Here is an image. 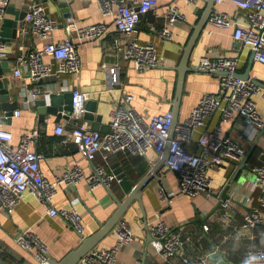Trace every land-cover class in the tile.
Masks as SVG:
<instances>
[{
  "label": "crops",
  "instance_id": "0c3cea01",
  "mask_svg": "<svg viewBox=\"0 0 264 264\" xmlns=\"http://www.w3.org/2000/svg\"><path fill=\"white\" fill-rule=\"evenodd\" d=\"M34 2H41L48 14L59 22L52 32L53 40L72 39L79 55L80 70L35 82L27 79L24 69L22 77H14L12 70L18 54L38 47L35 37L28 31L25 18L18 21L17 36L6 42L9 57L2 61L10 70L1 77L5 87L10 90L7 103L11 105L14 96H17V107L6 111L0 103V124L12 133L14 145L19 143L24 133L39 130V137L31 149L40 155L39 166L48 181H55L75 164L80 167L84 177L76 183L57 184L52 205L56 209L78 212L84 226L83 235L88 238L107 226L118 209V202L126 199L160 157L154 150H149L146 155L118 151L110 153L107 158L99 152L90 162L81 156L77 146L62 142V136L55 133L56 125L61 124L65 129L85 126L105 133L110 129L112 112L124 103L126 95L132 96L130 105L145 120L154 114L173 112L177 67L184 47L205 13L207 1L189 4L184 0H157V8L140 18L136 36L141 42L153 43L166 61L158 67L143 70L135 69L129 61H120V83L116 85L109 84L105 68L116 61L110 46L119 32L112 17L102 16L96 0H9L5 7L13 5L16 11L27 12ZM171 5L185 14V20L171 27V40L163 41L157 32L164 25ZM215 9L242 25L250 24L251 10L232 1L214 2L211 11ZM68 17H73L78 27L103 22L106 31L100 38L81 39L74 31L68 30ZM3 18L13 19L14 15L5 9ZM208 19L191 49L189 70L177 113L178 122L187 117L200 97L217 92L219 74L199 71L195 66L201 57L213 59L218 56L237 58V73L243 78L250 77L262 88L253 99L264 119V64L254 59L248 47L233 39V28L213 27ZM43 59L46 62L54 61L50 55H44ZM74 88L87 93L86 104L89 101L93 103L91 118H86L84 113L79 117L70 113L59 121H55V116L51 114H46L44 120H40L34 105L36 99L56 93L60 95L62 104V100ZM28 89L38 91L36 99L30 96ZM15 110H20V114L15 115ZM242 124L239 115L228 123H221L220 111L216 110L202 128L193 130L187 145L189 152L210 158L212 154L205 153L197 145V139L201 132H213L217 127L245 150L240 160L225 157L221 164L208 169L207 175L212 179L209 190L194 197L178 194L170 201L164 199L160 194L161 186L167 190L178 188L177 174L165 165L155 172L157 178L143 184L141 200H133L122 216L133 232V239L119 251L117 264H183L179 256L165 261L154 250L148 224L155 222L158 215L169 228L181 233L183 253L192 258H206L207 264H212L216 257L227 264H238L248 250L264 247V226L258 225L252 229L242 227L243 214L258 206V191L251 189L254 179L252 169L254 166H264V126L255 140L250 142L238 138ZM94 166L103 167V177L111 176L112 179L92 188L86 177L93 173ZM247 197L252 198L250 203H246ZM225 200L231 202L226 208L222 205ZM224 214L230 215L229 221L223 220ZM117 222L105 230L89 251L110 248L114 244ZM27 228L48 246L51 260L61 261L83 243L80 234L66 220L60 216H48L43 203L27 192L17 206L0 213V264H37L32 253L15 242L18 232Z\"/></svg>",
  "mask_w": 264,
  "mask_h": 264
},
{
  "label": "built area",
  "instance_id": "2783aa9c",
  "mask_svg": "<svg viewBox=\"0 0 264 264\" xmlns=\"http://www.w3.org/2000/svg\"><path fill=\"white\" fill-rule=\"evenodd\" d=\"M184 1L194 4L199 0ZM220 1L223 0H214V2ZM229 1L251 10L250 24L242 25L228 14L216 9L210 13L209 24L220 29L233 28V39L242 46L248 47L254 59L264 64V0ZM8 2L9 0L0 2V18L3 17L4 7ZM96 2L102 16L112 17L119 32V36L110 46L116 61L105 68L110 85L120 83V61L131 62L138 70L164 64L166 60L159 55L155 45L150 42H141L136 36L140 18L157 8V0H96ZM24 18L28 24V31L35 37L38 47L18 54L12 70L13 76L22 77L24 69L27 72V79L35 82L49 76L78 73L80 59L76 45L70 37L60 41L52 39V32L57 29L59 22L48 14L46 7L41 2H34ZM181 20H185V14L177 7L169 6L166 21L157 32L158 37L163 41L171 40V27ZM66 23L68 30L74 31L81 39L100 38L106 31L103 22L78 27L73 17H68ZM44 55H50L54 61H44ZM8 57L7 44L0 41V62ZM237 66L238 59L232 57L198 59L195 67L199 71L221 73L219 87L216 93L200 97L187 117L174 126L166 168L177 173L178 188L167 190L161 186L160 194L164 199L170 201L178 194L194 197L209 190L212 179L207 175L208 169L221 164L225 157L240 160L244 155L243 147L229 135L222 134L220 127L213 132H201L197 139V145L205 153L212 154L210 158L187 150L193 130L202 128L206 119L214 111H220L221 123L232 121L236 115L242 118V129L238 133L240 140L254 141L264 126V119L253 99L254 95L262 91V88L250 77L245 79L236 75ZM27 92L33 99L37 98L36 89H28ZM71 92V114L79 117L85 112L88 95L78 88L72 89ZM131 100L132 96L126 95L124 103L112 112L110 129L105 133L90 130L85 126L65 129L61 124L56 125L55 133L62 136V142L76 144L81 156L90 162L99 152L107 158L110 153L118 151L146 155L149 150H154L161 157L172 126V112L154 114L145 120L132 108ZM14 114L19 115L20 110H15ZM38 137L39 130L33 129L24 133L19 143L14 145L12 133L0 124V213L17 206L23 196L30 192L43 203L48 216L62 217L77 233L83 234L81 215L76 211L56 209L52 205V197L57 184L76 183L84 177V174L75 164L65 170L55 181H48L39 166L40 155L31 149V145ZM252 172L254 179L251 189L258 191V206L243 214L242 227L246 229H252L264 223V166H254ZM103 174V167L94 166L93 173L87 176L86 180L93 188L99 183H106V180L112 179L111 176L103 177ZM251 201L252 198L247 197L246 203ZM229 204H231L229 200L222 202L225 208ZM223 220L229 221L230 215L224 214ZM148 229L152 237L151 244L163 260L170 261L179 256L183 264H207L206 258H192L183 253L181 233L169 228L159 215L155 222L148 224ZM115 236V242L110 248L92 249L76 264H117L119 251L133 239V232L125 219L118 220ZM15 242L22 249L32 253L37 264H51L48 246L31 229L20 230L15 237ZM250 254L259 258L258 264H264V248L248 250L238 264H245Z\"/></svg>",
  "mask_w": 264,
  "mask_h": 264
},
{
  "label": "water",
  "instance_id": "95a60500",
  "mask_svg": "<svg viewBox=\"0 0 264 264\" xmlns=\"http://www.w3.org/2000/svg\"><path fill=\"white\" fill-rule=\"evenodd\" d=\"M60 2H62V0H60ZM213 3H214V0H207V6H206L205 13L201 17L198 25L195 26L194 33L192 34L187 45L184 47V53L180 60L179 66L177 67L178 79H177V85H176L175 95L173 99L172 126L169 131L166 147L164 149L163 154L160 157L159 162L154 164L151 167V170L143 177L141 182L137 184L130 193H128V196L126 197L124 201L118 202L117 211L113 214L107 226L102 231L88 238L84 237L83 234H80V237L83 240V243L81 244V246L78 249L68 253L61 261L52 260L51 264H76L79 261V259L89 251V249L94 245L97 239L105 232V230L106 229L108 230L119 219L122 218L125 210L127 209L129 204L133 200H138V201L141 200V187L143 186V184L153 178H157V175H155V172L159 170L162 166L164 165L166 166V160L169 155V144L174 135V126L178 122L177 113H178L182 95H183V86L185 82L186 73L189 70L188 61H189L191 49L193 47V44L196 41L197 36L203 29V26L207 22V19L209 18V15L213 8ZM5 9L7 11H11V13H13L14 15L13 19H8V18H3V17L0 18V41L8 42L10 39L15 38L17 36L18 21L22 20L25 17L26 12L16 11L13 5L4 7V10ZM9 70H10L9 67H5V64L3 62H0V103H2V106L6 111L15 109L17 107V99H18L17 96H14L13 103L11 105L7 103L10 98V95H9L10 90L9 88L5 87L4 82L1 77L4 73L8 72ZM216 74H221V73L218 72ZM236 75L241 76L238 73H236ZM244 78L247 79L249 77L246 76ZM60 99H61L60 95L56 93H49L47 98L41 97L34 101V105L37 107V112L40 115V120H44L46 114H51L55 116V121H59L62 117H65L72 112V105H71L72 92L65 96V100H62V104H61ZM93 110H94L93 103L91 104L90 101L87 104L85 103L84 116L86 118H91L92 116L91 112ZM69 143L74 144L72 142H69ZM74 145L77 146L76 144ZM217 258L218 257L213 259L214 261L212 264H227L225 260H220Z\"/></svg>",
  "mask_w": 264,
  "mask_h": 264
},
{
  "label": "clouds",
  "instance_id": "9594fccd",
  "mask_svg": "<svg viewBox=\"0 0 264 264\" xmlns=\"http://www.w3.org/2000/svg\"><path fill=\"white\" fill-rule=\"evenodd\" d=\"M258 257L254 254H250L246 259L245 264H258Z\"/></svg>",
  "mask_w": 264,
  "mask_h": 264
},
{
  "label": "trees",
  "instance_id": "16d2710c",
  "mask_svg": "<svg viewBox=\"0 0 264 264\" xmlns=\"http://www.w3.org/2000/svg\"><path fill=\"white\" fill-rule=\"evenodd\" d=\"M259 226H264V225H259ZM261 248H264V247H255L254 249H261Z\"/></svg>",
  "mask_w": 264,
  "mask_h": 264
}]
</instances>
